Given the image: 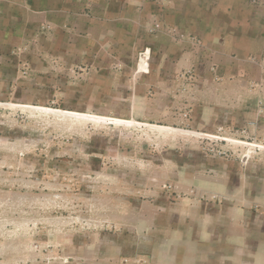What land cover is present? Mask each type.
I'll return each instance as SVG.
<instances>
[{
  "label": "rangeland",
  "instance_id": "rangeland-1",
  "mask_svg": "<svg viewBox=\"0 0 264 264\" xmlns=\"http://www.w3.org/2000/svg\"><path fill=\"white\" fill-rule=\"evenodd\" d=\"M46 53L0 88V264H162L171 202L261 204L264 107L228 112L147 52Z\"/></svg>",
  "mask_w": 264,
  "mask_h": 264
},
{
  "label": "crops",
  "instance_id": "crops-1",
  "mask_svg": "<svg viewBox=\"0 0 264 264\" xmlns=\"http://www.w3.org/2000/svg\"><path fill=\"white\" fill-rule=\"evenodd\" d=\"M55 50L68 60L147 52L151 73L185 75L187 89L210 90L228 112L238 95L264 107V0H0V88L20 84L7 75L21 60ZM217 192L155 218L165 237L148 249L165 251L162 264H264V194L254 205Z\"/></svg>",
  "mask_w": 264,
  "mask_h": 264
}]
</instances>
